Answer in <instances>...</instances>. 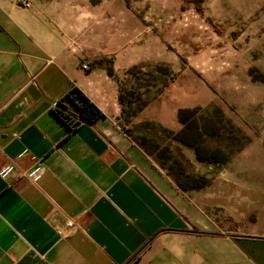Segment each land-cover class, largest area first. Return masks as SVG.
Masks as SVG:
<instances>
[{
  "label": "crops",
  "instance_id": "0c3cea01",
  "mask_svg": "<svg viewBox=\"0 0 264 264\" xmlns=\"http://www.w3.org/2000/svg\"><path fill=\"white\" fill-rule=\"evenodd\" d=\"M178 1L0 0V264H264L225 183L181 191L121 124L135 71L186 75ZM178 84L152 112L169 128L194 104ZM74 89L94 123L55 115Z\"/></svg>",
  "mask_w": 264,
  "mask_h": 264
},
{
  "label": "rangeland",
  "instance_id": "374dc122",
  "mask_svg": "<svg viewBox=\"0 0 264 264\" xmlns=\"http://www.w3.org/2000/svg\"><path fill=\"white\" fill-rule=\"evenodd\" d=\"M176 8L179 23L189 31L177 46L186 75L165 68L135 71L121 124L174 183L187 176L207 178V187L222 181L231 201L242 208L240 215L260 227L264 0H179ZM176 81L192 86L194 104L180 109L176 127L169 128L152 112Z\"/></svg>",
  "mask_w": 264,
  "mask_h": 264
},
{
  "label": "trees",
  "instance_id": "16d2710c",
  "mask_svg": "<svg viewBox=\"0 0 264 264\" xmlns=\"http://www.w3.org/2000/svg\"><path fill=\"white\" fill-rule=\"evenodd\" d=\"M109 73L112 74V70H109ZM73 104L75 111L69 110L63 102L57 105L55 109V115L65 123L69 128H75L82 123H94L102 114L99 110L85 97V95L78 89H74L69 96L67 97ZM124 101V96L121 97ZM181 111L180 113H182ZM123 130L127 135H130V131L123 127ZM141 149L148 155L151 156V153L145 148L143 144H138L133 140ZM189 181L192 184L187 183ZM198 181V182H195ZM176 186L183 192H189V190H199L207 187L210 184V180L207 178H202L201 180L191 178L187 176L185 180L177 179L175 180ZM188 185V187L186 186Z\"/></svg>",
  "mask_w": 264,
  "mask_h": 264
},
{
  "label": "built area",
  "instance_id": "2783aa9c",
  "mask_svg": "<svg viewBox=\"0 0 264 264\" xmlns=\"http://www.w3.org/2000/svg\"><path fill=\"white\" fill-rule=\"evenodd\" d=\"M26 7H29V4H25ZM83 69L88 70L89 67L87 65H83ZM63 104L65 106H67L69 108V110L71 111H75L72 102L68 99L65 98V100H63ZM78 228V226L73 222V221H68L65 225V228L58 231V234L61 238H67L69 236L70 233L74 232L76 229Z\"/></svg>",
  "mask_w": 264,
  "mask_h": 264
}]
</instances>
